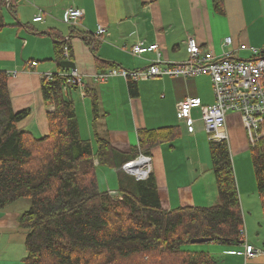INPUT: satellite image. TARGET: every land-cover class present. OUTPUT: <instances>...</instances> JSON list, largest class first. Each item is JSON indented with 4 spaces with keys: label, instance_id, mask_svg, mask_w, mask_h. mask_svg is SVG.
I'll use <instances>...</instances> for the list:
<instances>
[{
    "label": "crops",
    "instance_id": "1",
    "mask_svg": "<svg viewBox=\"0 0 264 264\" xmlns=\"http://www.w3.org/2000/svg\"><path fill=\"white\" fill-rule=\"evenodd\" d=\"M68 8L84 11L77 28L88 37L98 38V27L105 28L95 54L80 38L70 41L72 59L68 60L75 64L80 84L67 90V96L75 106L81 138L93 143L96 137L106 139L118 152L129 155L131 148L138 146V130L171 128L173 140L152 147L149 154L161 207L171 210L215 205L217 187L200 112L192 110L191 128H187L176 113L177 104L188 98H197L206 106L213 104L210 77L140 81L137 95L131 96L128 80L118 77L101 82L97 76L111 68L141 70L157 61L183 63L188 58L185 50L188 38H194L204 51L217 57L229 52L235 59H256L258 55L251 49L261 53L264 48V0H222L221 12L215 10L212 0H16L14 15L3 16L7 24L13 23L11 18L15 20L10 27L17 28L15 36L9 39L10 47H0V70L8 73L12 109L15 112L30 110L17 128L37 138L48 134L47 112L52 110L43 103L41 79L70 72L59 69L54 62L52 39L40 34L55 29L64 37L68 36L69 26L64 20ZM36 16H41L42 22L34 23ZM228 37L232 42L225 45ZM140 41L145 45L157 44L160 56L155 53L133 56L131 47ZM241 46L247 50H241ZM96 57L113 67L105 63L99 67ZM86 87H91L97 95L96 116ZM225 131L244 220L245 243L264 251L263 215L256 192L250 143L238 114L227 115ZM95 165L98 182L102 179L99 174L104 172L105 190L115 193L119 188L117 172L109 169L106 178L104 169L108 168L98 166L97 161ZM112 171L113 177L109 179ZM109 180L116 184L115 188H110ZM10 209L8 206L0 210V229L16 227L20 213L17 215ZM213 244L216 246H208L205 252L212 255L217 264H264V254L253 258L242 255L244 245ZM210 248L222 249L212 253ZM13 252V248H1L0 256L4 259L0 264L17 262Z\"/></svg>",
    "mask_w": 264,
    "mask_h": 264
},
{
    "label": "trees",
    "instance_id": "2",
    "mask_svg": "<svg viewBox=\"0 0 264 264\" xmlns=\"http://www.w3.org/2000/svg\"><path fill=\"white\" fill-rule=\"evenodd\" d=\"M15 1L7 6L6 0H0V31L7 26L2 11L14 15ZM212 3L221 12L222 0ZM78 22L68 25L66 37L55 29L40 34L52 39L54 62L63 72L69 70L62 69L60 63L72 59V39L80 38L95 54L105 33L88 37L77 28ZM65 47L67 58L63 56ZM96 61L99 67L102 63L113 67L98 57ZM65 75L41 79L43 103L52 110L47 112L48 134L37 138L17 128L30 110L12 109L8 73L0 70V210L21 198L30 200L29 208L17 218L18 227L26 230L23 264H217L209 253L184 247L198 238L225 246L245 244L244 220L226 141L208 143L217 203L164 210L154 176L150 173L145 180H137L124 173L122 166L139 153L149 156L152 147L173 140L172 129L138 130V146L131 148L129 155L100 137L94 143L83 140L75 106L67 96V90L77 84L68 83ZM128 89L131 96L137 95V83L129 81ZM85 91L96 116L97 95L91 87ZM249 143L264 225V120ZM94 161L117 172L116 196L100 189Z\"/></svg>",
    "mask_w": 264,
    "mask_h": 264
},
{
    "label": "built area",
    "instance_id": "3",
    "mask_svg": "<svg viewBox=\"0 0 264 264\" xmlns=\"http://www.w3.org/2000/svg\"><path fill=\"white\" fill-rule=\"evenodd\" d=\"M15 0H6L8 6ZM84 11L79 8H68L64 20L68 25H76L83 17ZM33 22H42L41 16L33 18ZM105 32V28L99 26L97 34ZM231 38L224 40L225 45H230ZM241 50H247L245 46ZM256 59L241 60L232 57L231 53L225 52L220 57L210 51H204L194 38H188L186 52L188 58L180 64H169L157 61L150 66L135 71L112 68L97 76V80L103 82L111 78H124L134 83L146 81L153 78H195L198 76H209L212 83L214 102L211 105H202L197 98H188L177 104V118L191 128L193 120L191 112L198 109L200 120L209 141L227 142L226 118L229 113L238 114L247 131L248 138L258 130L260 123L264 120V48L262 52L251 49ZM133 56H141L145 53H155L160 56L157 44L145 45L140 41L131 47ZM63 56L68 57V49L64 48ZM35 65V62L32 63ZM67 82L80 84V78L76 68L65 75ZM135 162V168H128L127 164ZM122 170L137 180H145L151 173V159L149 156L139 154L135 159L126 162ZM112 195V192H109ZM242 255L253 258L264 251L255 249L251 245L244 244Z\"/></svg>",
    "mask_w": 264,
    "mask_h": 264
},
{
    "label": "rangeland",
    "instance_id": "4",
    "mask_svg": "<svg viewBox=\"0 0 264 264\" xmlns=\"http://www.w3.org/2000/svg\"><path fill=\"white\" fill-rule=\"evenodd\" d=\"M2 13H3V16L5 18L11 17L10 13H8V11L6 9H4L2 11ZM11 20L13 21V23H10V24L5 23V24L9 25V27H4L3 30L0 31V38H1L0 47L9 48L10 47V40L9 39L12 36H15V33H16L15 29L17 27L16 26L10 27L11 25L15 24V20H13L12 18H11ZM94 163L96 164V161H94ZM100 170L101 169L99 168L98 172H100ZM108 170L109 169H107V170L104 169V171L107 172V173H105L106 178H107ZM113 174L114 173L112 171L109 179L113 177ZM99 175L102 178L101 183L99 182V185H100V189L103 191V190H105L104 187H106L105 186L106 180H103L104 179V177H103L104 172H101ZM108 185L110 186L111 189L116 187V184L112 183L111 180H109ZM113 193L114 192H112V194ZM29 206H30V200L28 198H21L18 201L14 202L13 204L10 205V208H11L10 210H13L18 215L19 213L22 214L24 211H26L29 208ZM25 236H26V230L18 227V222H17L16 227L13 229H11V227L6 228V229H3V228L0 229V249L1 248H13L14 260H17V262L14 261L15 262L14 264H23L22 259L25 257V254H26L25 246H24ZM208 246L215 247L216 245H214L213 243H210V242L201 243V244H191V245H187L185 247V249L189 250V251H203V252H205L206 249H208L207 248ZM261 247H263L262 244H261ZM210 249H211L212 253H216L219 250H221L222 248H210ZM2 259H4V258H2L0 256V260H2ZM228 260H233V259L228 258Z\"/></svg>",
    "mask_w": 264,
    "mask_h": 264
},
{
    "label": "water",
    "instance_id": "5",
    "mask_svg": "<svg viewBox=\"0 0 264 264\" xmlns=\"http://www.w3.org/2000/svg\"><path fill=\"white\" fill-rule=\"evenodd\" d=\"M60 67L62 69H69L74 70L76 68L75 64L72 61L64 60L60 63ZM128 168H135L136 164L135 162H130L127 164ZM117 193L115 192L113 195L115 196ZM209 242L208 239L198 238V239H192L190 240V244H201V243H207Z\"/></svg>",
    "mask_w": 264,
    "mask_h": 264
}]
</instances>
